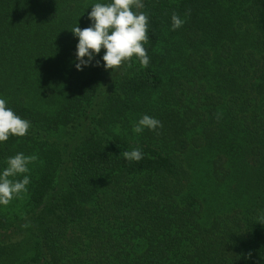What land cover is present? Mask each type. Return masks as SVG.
Listing matches in <instances>:
<instances>
[{"label": "trees", "instance_id": "1", "mask_svg": "<svg viewBox=\"0 0 264 264\" xmlns=\"http://www.w3.org/2000/svg\"><path fill=\"white\" fill-rule=\"evenodd\" d=\"M95 2L0 0V97L31 124L0 170L38 157L0 264H264V0H143L149 66L78 72Z\"/></svg>", "mask_w": 264, "mask_h": 264}, {"label": "clouds", "instance_id": "2", "mask_svg": "<svg viewBox=\"0 0 264 264\" xmlns=\"http://www.w3.org/2000/svg\"><path fill=\"white\" fill-rule=\"evenodd\" d=\"M143 7V0H97L93 3L87 16L89 26L81 29L77 23L71 30L78 40L75 70L82 72L87 67H100L101 61L103 68L111 72L122 65L131 67L136 61L141 68H147L150 57L145 45L149 42V16L144 11H136ZM185 22L178 14L173 13L170 28L176 31ZM101 49L104 54L100 60H96ZM30 127V122L18 116L8 106L7 100L0 97V144L7 142L10 137L26 136ZM162 127L159 119L145 114L135 121L132 131L139 135L145 130L156 131ZM121 155L129 162H140L144 158L139 147L127 149ZM37 159L35 154L25 155L23 152L5 159L6 166L0 170V205H8L14 198L27 193V186L31 183L29 165Z\"/></svg>", "mask_w": 264, "mask_h": 264}]
</instances>
